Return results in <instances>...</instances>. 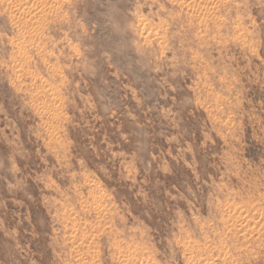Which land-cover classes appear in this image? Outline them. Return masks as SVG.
<instances>
[{
  "label": "rangeland",
  "instance_id": "1",
  "mask_svg": "<svg viewBox=\"0 0 264 264\" xmlns=\"http://www.w3.org/2000/svg\"><path fill=\"white\" fill-rule=\"evenodd\" d=\"M0 264H264V0H0Z\"/></svg>",
  "mask_w": 264,
  "mask_h": 264
},
{
  "label": "bare ground",
  "instance_id": "2",
  "mask_svg": "<svg viewBox=\"0 0 264 264\" xmlns=\"http://www.w3.org/2000/svg\"><path fill=\"white\" fill-rule=\"evenodd\" d=\"M33 31V30H32ZM26 33V32H25ZM37 34V33H36Z\"/></svg>",
  "mask_w": 264,
  "mask_h": 264
}]
</instances>
